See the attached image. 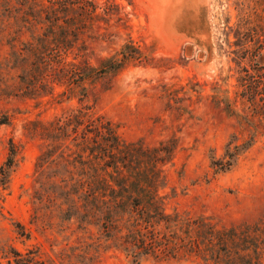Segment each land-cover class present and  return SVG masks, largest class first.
<instances>
[{"label": "trees", "instance_id": "16d2710c", "mask_svg": "<svg viewBox=\"0 0 264 264\" xmlns=\"http://www.w3.org/2000/svg\"><path fill=\"white\" fill-rule=\"evenodd\" d=\"M120 14L114 0L101 5L97 0H0V100L32 101L42 112L73 100L78 104L22 126L23 135L39 143L29 225L49 252L38 246L22 254L9 247L3 258L8 264H97L102 253L113 250L128 264H264V219L223 227L209 217L166 212L160 190L164 169L174 159L175 138L156 146L126 142L87 104L108 77L131 66L159 67L129 39L98 66L88 62L87 42L113 37L106 30L114 17L129 29ZM257 30L241 17L236 49L230 52L238 68L235 84L225 76L212 85L208 98L246 134L242 140L233 136L220 157L209 158L214 176L231 172L264 136V48ZM203 93L194 80L164 88L162 111L192 119L193 98L199 102ZM9 124L10 116L0 114V126ZM20 156L21 146L9 139L0 193L7 190ZM15 228L19 238L31 239L24 226Z\"/></svg>", "mask_w": 264, "mask_h": 264}, {"label": "rangeland", "instance_id": "374dc122", "mask_svg": "<svg viewBox=\"0 0 264 264\" xmlns=\"http://www.w3.org/2000/svg\"><path fill=\"white\" fill-rule=\"evenodd\" d=\"M114 1L120 16H126L129 29L123 30L114 17L106 30L113 37L87 42L88 62L98 66L129 39L152 55L159 67L131 66L108 77L89 94L87 104L96 115L112 122L126 142L141 141L146 146H156L176 139L174 159L164 169L165 182L160 190L166 212L209 217L223 227L263 220L264 136L258 137L231 172L214 176L209 158L220 157L233 136L242 140L246 134L234 117L214 108L208 98L212 85L220 84L225 76L231 75L229 84H235L238 68L236 56L230 52L236 49L235 31L241 17L258 28V40L264 48V0ZM97 2L101 5L104 0ZM261 62L264 63V52ZM192 80L204 88L199 102L193 98V118L177 119L174 113L163 112L159 100L162 89L178 88ZM77 105L73 100L42 112L32 101L0 100V114L10 116V124L0 126V166L7 156L9 139L21 146L20 160L8 188L0 193V264H8L3 254L9 247L22 254L38 246L49 252L48 243L29 225V195L39 143L25 137L22 126L28 120H47L61 108ZM17 223L31 233L29 241L18 237ZM57 244L58 248L63 245L60 237ZM97 264H128V261L109 250L102 253Z\"/></svg>", "mask_w": 264, "mask_h": 264}, {"label": "bare ground", "instance_id": "6f19581e", "mask_svg": "<svg viewBox=\"0 0 264 264\" xmlns=\"http://www.w3.org/2000/svg\"><path fill=\"white\" fill-rule=\"evenodd\" d=\"M181 2H182V1H181ZM186 2H188V0H187ZM186 2H185V0H184V3H186ZM182 3H183V2H182ZM187 4H188V3H187ZM187 4H186V6H187ZM189 7H190V6H189ZM169 11H170V10H169ZM178 11H180V10H178Z\"/></svg>", "mask_w": 264, "mask_h": 264}]
</instances>
